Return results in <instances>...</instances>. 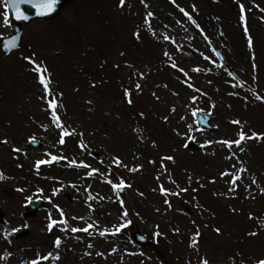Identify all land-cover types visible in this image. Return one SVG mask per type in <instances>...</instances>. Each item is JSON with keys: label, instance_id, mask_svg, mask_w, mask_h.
<instances>
[{"label": "rangeland", "instance_id": "obj_1", "mask_svg": "<svg viewBox=\"0 0 264 264\" xmlns=\"http://www.w3.org/2000/svg\"><path fill=\"white\" fill-rule=\"evenodd\" d=\"M229 1L74 0L0 52V264L264 260V0H236L242 32ZM5 4L0 39L12 33ZM37 65L60 94L46 99ZM55 157L65 163L38 164ZM37 199L44 208L27 209ZM212 203L207 226L198 209Z\"/></svg>", "mask_w": 264, "mask_h": 264}, {"label": "water", "instance_id": "obj_2", "mask_svg": "<svg viewBox=\"0 0 264 264\" xmlns=\"http://www.w3.org/2000/svg\"><path fill=\"white\" fill-rule=\"evenodd\" d=\"M7 3H11V0H6ZM71 0H59V3L57 4L55 11L47 13L45 15H40L38 10L34 7L33 5H29V4H22L20 7L21 9L26 13V15L28 16V19H17L16 16V10L14 8L8 7L11 19L13 21L12 23V29L14 31L13 36L8 37V38H4L0 41V50L4 53V54H8L13 50H16L20 47L21 45V34H22V25H26L29 24L30 22H32L33 20H48V19H52L55 18L61 11V9L68 5L69 2ZM26 8H29L32 10L31 13H28L26 11ZM11 40H15L16 43L13 47H8V42ZM197 119V123L198 125L203 128L204 130H212L213 128L210 126V121H211V117L210 116H205V115H198L196 116ZM32 146L38 147L39 144L36 142H31ZM61 160H56V163H61ZM124 190L121 188L120 189V193H122ZM42 206L41 202L35 203L34 205L30 206L34 211L39 209ZM1 217V215H0ZM17 236L22 238V237H26V233L23 231H19L17 232ZM134 238L137 240V242L139 244H147L148 241L145 237L141 236L140 233H137L136 235H134Z\"/></svg>", "mask_w": 264, "mask_h": 264}, {"label": "snow or ice", "instance_id": "obj_3", "mask_svg": "<svg viewBox=\"0 0 264 264\" xmlns=\"http://www.w3.org/2000/svg\"><path fill=\"white\" fill-rule=\"evenodd\" d=\"M59 3V0H11V3H7L5 4V7H11L14 8L16 10V16L17 19H28V16L26 15V13L21 9V5L22 4H29V5H33L34 7L38 10L40 15H45L47 13L53 12L55 11V8L57 6V4ZM124 0H121V5H123ZM7 12L5 13V18L7 19ZM16 41L15 40H11L8 42V47H13L15 45ZM37 71L41 73L40 75V82L43 84L44 88L49 92V94H51V89L49 88V83L50 81L48 79L45 78L43 69L40 68L39 65H37ZM137 87H139V85H137ZM130 95V93H129ZM51 104V106L53 107V109H55V102L54 101H50L49 102ZM129 103H131V99H129ZM57 123H59V121L57 120ZM235 123H239V121H235ZM67 133H65L66 135ZM256 135H260V134H256ZM246 138L245 133L243 131L240 132V138L238 140L235 141H223V143L228 144L229 147H231V145L233 143L239 145L241 143L242 140H244ZM247 138H252V137H247ZM5 143L7 141H4ZM65 141L63 140V138H61L60 143L63 144ZM211 143V142H209ZM16 151H20V149H16ZM165 159L168 160H172L174 159L171 156L166 157ZM48 161H39L38 164H42V163H47ZM124 184L123 182H121L120 184L115 185V187L120 188L123 187ZM166 191V190H165ZM53 223H55V221H53ZM49 227H51V225H49ZM74 231H77L79 229H73ZM84 231H87V229H83ZM217 231L219 232V229H217ZM56 245L57 247H59L60 245V240L59 238L56 241ZM51 255V254H49ZM43 259H48L47 256L43 257ZM32 264H39V261H33ZM203 264H208L207 260H204ZM258 264H264V260H261L258 262Z\"/></svg>", "mask_w": 264, "mask_h": 264}]
</instances>
